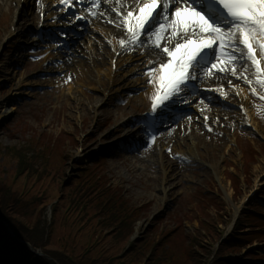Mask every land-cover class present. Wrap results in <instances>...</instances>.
I'll use <instances>...</instances> for the list:
<instances>
[{
  "label": "rangeland",
  "instance_id": "rangeland-1",
  "mask_svg": "<svg viewBox=\"0 0 264 264\" xmlns=\"http://www.w3.org/2000/svg\"><path fill=\"white\" fill-rule=\"evenodd\" d=\"M5 4L6 0H0V75L8 80L0 84V100L22 98L13 105L16 111L0 122V206L8 204L5 214L13 221L12 229L18 233L19 228L41 231L39 225L47 223L48 229L42 232H45L42 253L66 256L69 259L66 264L72 261L73 264H229L223 262L224 256L228 260L232 256V261L241 264H264V107L255 102L254 122L260 133L238 125L227 126L226 134L202 136V143L209 148H198L197 154L207 161L198 157L199 164L189 161L184 166L176 159L180 157L169 151L166 155L169 161L176 162L172 167L178 170L176 176L174 172L170 174L173 179L169 182L175 184L167 186L170 196L162 201L161 191L154 189L157 184L154 185L153 179L158 176L155 166L147 164L145 173L134 174L131 166L134 159L121 156L115 160L107 153L88 157L84 163L87 165L76 164L80 152L103 148L101 145L89 148L85 143L101 123L93 119L83 122L74 109L70 122L64 108L70 107L64 99L69 98L71 86L73 97L85 102L90 97L104 99L103 104L97 105L100 112L108 109L118 115L121 110L118 108L125 107L126 114L133 116L141 113L134 107L144 110L146 102H138L139 96H134L130 104L118 106L122 92L105 99L99 91L76 86L81 82L80 76L86 79V84L88 80L95 81L97 75L91 67H73L79 75H74L70 67L64 72L56 68L52 73L49 70L52 65L45 60L35 63L29 59L14 69L10 65L18 61L23 41L5 40L14 22L15 2ZM26 22L33 27L30 19L21 24ZM40 73L48 75L37 76ZM62 74L71 80L64 87H60L64 81ZM121 82L113 86L115 91L121 88ZM80 90L83 94H79ZM9 102L0 106V114L12 109ZM115 128H108L105 135H112ZM188 135L189 140L193 138ZM177 137L184 139L180 133L171 138L167 145L172 150ZM226 137L231 141L230 149L222 150L227 145ZM183 144L186 147L180 150L186 153L191 142L184 140ZM151 156L148 159L152 160ZM25 157L36 167L33 173L19 171ZM212 157L216 158V172L208 167L214 163ZM100 179V188L107 193L102 200L100 188L97 192L90 188V183L94 187ZM83 196L86 197L81 199ZM110 200L118 203V208L125 206V212L121 211L114 224H111L113 214L98 211L99 204ZM72 203L86 207L80 212L81 223L75 221L77 214L67 207ZM238 217L243 225L236 228ZM83 224L85 227L81 228ZM241 228L244 230L238 232ZM225 240L228 242L222 244ZM4 241L0 234L3 247ZM4 257L7 258L2 255L0 259ZM12 260L8 261L13 264Z\"/></svg>",
  "mask_w": 264,
  "mask_h": 264
},
{
  "label": "snow or ice",
  "instance_id": "snow-or-ice-1",
  "mask_svg": "<svg viewBox=\"0 0 264 264\" xmlns=\"http://www.w3.org/2000/svg\"><path fill=\"white\" fill-rule=\"evenodd\" d=\"M76 2L92 16L96 15L91 12L92 7L102 4V0ZM59 4L63 7H57L56 11L73 7L72 0H59ZM116 15L120 18L116 26L123 25L128 37L127 41L120 40L125 52L151 43L168 58L167 63L159 65L148 62L153 66L146 67L142 73L150 77L148 83L155 88L151 113L144 118L145 122L151 120L153 131L142 129L146 133L145 148L151 147L155 137L164 130L171 131L179 124L180 120L175 118L177 113H183L181 118H191L184 112V106L193 96L201 95L198 88L201 74L230 69L236 79L250 86L253 95L257 93L252 85L258 86L262 90L259 99L264 101V0H137L136 9ZM75 21L90 22L73 13L69 22ZM169 30L168 39L178 38L172 49L161 47L164 33ZM249 66L254 70L252 79ZM237 67L242 69L239 74ZM144 90H135L133 94ZM201 99L207 100V97L201 96Z\"/></svg>",
  "mask_w": 264,
  "mask_h": 264
},
{
  "label": "bare ground",
  "instance_id": "bare-ground-1",
  "mask_svg": "<svg viewBox=\"0 0 264 264\" xmlns=\"http://www.w3.org/2000/svg\"><path fill=\"white\" fill-rule=\"evenodd\" d=\"M17 2V11L16 14L14 15V19L18 20L20 18V12L19 9L21 6L26 5L28 0H16ZM45 2V11L49 12L51 11L53 8L51 7V5H49L48 0H44ZM58 2V1H57ZM46 3H48V6L46 5ZM59 3V2H58ZM109 5H113L114 7L118 8L119 12L124 11L125 14L127 11H131L133 9H135L137 7V0H116L112 3L111 1L108 2ZM102 7H107V4L102 5ZM44 8V7H43ZM101 12H103V10H101ZM104 16L100 17V20H103L104 23H102V25H98V34L92 33L91 35L95 37L97 44H95V42H92L91 39H88L86 37H83L82 39V43L84 44V46H82L83 44H77L75 52H74V56L70 57L68 55L66 56H59L57 57V59L50 54V58H52L51 61H60L61 63V68L63 67H70V71L74 73V75H79L80 72H76L74 69H72L73 67H78V66H83V67H91L93 73L95 72L97 75V78L95 79V81H89L86 84V79L82 78V76H80L81 78H79V80L81 82H79L80 84L76 85V86H85L87 88H91L93 91H99L101 94H103L104 98H110L114 95L119 94V92H122L120 99L123 101V104L126 105L127 104V99L126 98H132L134 97L136 94H133L134 89H146L147 93L146 94H140V97L137 99L138 102H143L145 103L147 100L148 95L153 96L154 92H155V88L153 87V85L151 84L150 86L147 85L146 86V78H137L136 80H132L129 79V81L125 84H123L122 86H120L121 88L117 89V91H115L113 89V86L116 87L115 84L125 80L126 77H128L129 74L132 75H137L138 72L143 71L144 69H141L139 62L142 61L143 57L142 54H152V60L154 59L155 61L159 60V64H163V63H167V56L166 54H163L165 56V58L162 57L161 52L159 53L158 51H152V52H146L144 53L143 50L141 48L135 50L137 51L135 54H130V55H126L128 56L127 58H125L126 56H123L124 58H117V62L116 65H118V67L116 68V70H113V65H115V60H114V56L117 52H121V44L120 41L118 42L116 39L119 37V35H124L126 33V30L124 29L123 25H120L119 27L116 26L117 23H119L120 19H117L114 15H111L109 13H104ZM95 25H97V21L93 22ZM113 25V26H111ZM24 26L25 25H20V24H13L12 28L10 30V32L7 33V36L5 37V40L8 39H18L20 36H24ZM127 34V33H126ZM106 36V37H105ZM114 38V40H113ZM106 40V41H105ZM24 47V45H23ZM62 47V46H61ZM109 47H111L115 54L114 56L111 55V52L109 51ZM175 47V42L171 43V47L170 48H174ZM103 51V52H102ZM125 50H123L124 52ZM159 57V59H155ZM111 61V65L108 67V62ZM113 63V64H112ZM106 64V65H105ZM158 64V65H159ZM78 65V66H77ZM92 65V66H91ZM127 65L129 68L127 69V72L124 73H120L121 69ZM12 66V65H11ZM13 67V66H12ZM105 67V68H104ZM132 67V68H131ZM102 69V70H101ZM106 69V70H105ZM54 69H51L50 71H53ZM63 70V69H60ZM252 70V69H251ZM239 71L241 72L242 69L239 68ZM76 72V74H75ZM228 73L223 72V73H216V75L214 76L215 78H218V84L222 86V88L224 86H228L229 84V78H228ZM236 78V77H235ZM83 79V80H82ZM212 79V77L210 78ZM8 80V78H4L0 75V84L5 83V81ZM209 81L208 79H206V82ZM140 85H145L144 87L140 88ZM222 88H215V89H211V92L214 95H217L218 92H222ZM234 89V88H232ZM119 90V91H118ZM69 98H65L64 99V103H68L70 107L65 106L64 108H66V115H68V118L71 122V119H73V109L76 111V113H78L81 117V119L83 120V122L87 119H93L95 121H98L99 123H101V125L99 126V128L96 131H93L91 136L88 139H85V143H88V147L90 148L91 146H95V145H104L107 144L108 142L112 141V138H115L116 136H119L118 138L124 139V141H126L127 139H130L132 137L138 138L139 135H142L143 137H145V135H143V127H136V121L139 122V124L141 122H144L142 119H137L135 117L134 121H130L129 116L131 115V113H127L126 114V109L125 107H121L118 109L120 110V113L117 115L115 114L113 111L111 110H103L100 112V109L98 106H100L101 104L104 103V99L101 98H95V97H90L88 99L87 102L79 99L78 97H73V86H71L69 88ZM229 92H234V90H230ZM238 93H240V101H237L236 99H233L232 96L228 95L227 98L230 101L231 104L233 105H244V113L246 112V116L244 114H240L239 112H227L224 111V113L221 112V106H218L217 108H213V109H207L206 112L203 113L202 120L200 122H196V120L194 118H190V119H182V123H180V126H174L172 127L171 131H164L162 134L157 135L159 140H157V145L156 147L150 152V154H154V157L151 156V159H148V157L146 156H137L136 154H131L132 159H134L135 161L131 162V166H133V173L137 174L140 173L139 175L145 173L147 171V167H144L145 165L149 164V166H155L156 168V175H158L156 178H154V185L155 186V190L156 188L159 189V191H161L162 196H160L161 198H159L162 201H165L166 198H168L170 196V189L167 187L169 186H173L175 183H171L170 184V180L173 179L169 178L170 174L172 172H174V176H176V172L178 170V167H172V165L176 164V162L174 163L173 161H169L168 157H167V153L170 150V146L169 145H165V140L162 139V137H164L165 135H169V134H176L180 133L184 139H180L179 137H177V142H175L176 144L173 145V150L172 153L173 154H178L179 157L181 158H176L181 164H184V162L187 164V166L189 165L188 159L190 160V162L192 163H198L199 164V159L202 158V160L207 161L205 156H202V154H197V149L200 148L202 150H206L209 148L208 144L206 145L205 143H202L203 138L202 136L206 135H212V133L216 134L217 136H219L221 133H227L228 131V127H235V126H244V128L246 127V125H250V123L252 124V128H254L256 131H258V133H260V127L257 123H255L254 121V114L253 116H249V108H250V98L249 96V92L246 91V89L243 87H238ZM247 93V94H246ZM77 94V91H76ZM79 94H83L82 90H80ZM237 97V99H239ZM193 99V98H191ZM7 100V99H5ZM1 99L0 100V106H4L6 101ZM67 101V102H66ZM98 102V103H97ZM132 102V100H129L128 104H130ZM67 105V104H65ZM92 106V108H90ZM138 106H135L134 109L136 111H138L137 109ZM96 108V109H95ZM91 109H95L93 111V113H91ZM199 108H196V110H198ZM13 110H9V111H5L4 114H0V121H3L6 119V117L8 115H10ZM243 112V111H242ZM207 117V119H205V117ZM226 117V118H224ZM105 118V119H104ZM122 118H125L124 120ZM128 118V119H127ZM104 119V121H103ZM127 119V120H126ZM121 123L120 126H118ZM146 124H148V127L151 129V131H153V127L151 126V120H148L147 122H144ZM212 126L214 127L213 130H210L207 126ZM218 125H221L222 127L219 128ZM112 126H116L115 131L113 133L112 136L109 135H105L107 132V129L112 127ZM157 126V125H156ZM155 126V127H156ZM128 128H131V130H129ZM247 128V127H246ZM187 131H189L193 137L192 139H188L190 135H187ZM199 132H202L201 137L199 135ZM198 135V136H197ZM167 138H171V136H168ZM228 138V137H226ZM139 139V138H138ZM183 140V141H182ZM185 142L188 140V142H191V148L186 151L180 150L183 148V146H185L183 144V142ZM172 142V141H170ZM230 140L228 138L227 140V145H224L222 147V150H224L225 148L230 149ZM186 147V146H185ZM89 151V150H88ZM110 151H114V147L110 146ZM83 152H80L79 155H82ZM204 154V153H203ZM114 157V155L112 156ZM116 157V156H115ZM166 157V158H165ZM213 158V157H212ZM118 158H115V160ZM214 159V163H212V166H208L210 167L213 171H217L218 167H217V163L216 162V158ZM183 161V162H182ZM224 162H227L226 160H224ZM135 163H138L139 166L135 165ZM178 163V162H177ZM114 166V170L116 172L120 174L121 171L119 170V167H117V165H113ZM187 166L184 168L186 169ZM207 169V168H206ZM161 173V174H160ZM177 175H180V173L178 172ZM123 176V175H122ZM185 176V175H184ZM121 178V177H120ZM160 184V185H159Z\"/></svg>",
  "mask_w": 264,
  "mask_h": 264
},
{
  "label": "trees",
  "instance_id": "trees-1",
  "mask_svg": "<svg viewBox=\"0 0 264 264\" xmlns=\"http://www.w3.org/2000/svg\"><path fill=\"white\" fill-rule=\"evenodd\" d=\"M22 158H24V156H22ZM22 161L23 162H21L20 168H19L20 172L29 171V172L33 173L36 170V167H33L29 163V160L27 157H25V159H22ZM28 163H29V165H27ZM30 175L31 174H29V176ZM90 188H93L94 192H97L99 190L100 186L95 185L94 187H91V185H90ZM100 190H101V192L99 191V199L102 200V199L106 198L107 193L104 189L100 188ZM82 191L85 192L86 189H82ZM10 196H12V195H10ZM85 197L86 196H83V197H81V199H84ZM72 206H73L75 211H79L80 209H83V211L86 210V207H83V205L75 206L72 203ZM123 206L124 205H121L118 208V203H115L113 200H110V202L106 201L105 204L104 203L99 204V210L98 211L101 212L102 214H104L105 212L106 213L108 212L109 214H113V217L111 219V222H112L111 224H114L117 222L115 220L119 219L120 213L124 212ZM7 208H9L8 204H6V203L1 204L0 215L4 221H6L8 224H10L12 226L13 225L12 219L5 214V211ZM39 226L42 227L41 231H39L38 229H35L36 231L35 230L30 231V229H29V231H27V230L22 231V229L19 228V230H21L22 232L20 231V233H18V232H16V233L18 236L23 238L28 243H31L37 249H43L45 232H44V234H42V232L44 230L48 229L46 227L47 223H44V225L40 224ZM39 232H40L41 236H40ZM6 244L9 245L10 243H6ZM12 244L13 245L8 246L9 249L6 246L4 251L8 250V252L10 253V256L12 257V255H13L16 258V261H18L17 264H53L52 262H50L48 260L43 261L41 259H38L34 254L30 253V251L28 250V248L26 246H24V245H22L16 241H13ZM24 250H25V256H24V260H22L23 255L21 253H23ZM51 256L54 257L56 260H59L60 264H66L65 260L69 261V259L66 256H62L61 254H51ZM72 264H73V261H72Z\"/></svg>",
  "mask_w": 264,
  "mask_h": 264
}]
</instances>
